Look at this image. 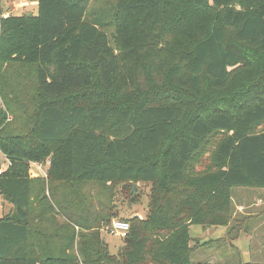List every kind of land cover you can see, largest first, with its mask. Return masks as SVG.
<instances>
[{
	"label": "trees",
	"instance_id": "obj_1",
	"mask_svg": "<svg viewBox=\"0 0 264 264\" xmlns=\"http://www.w3.org/2000/svg\"><path fill=\"white\" fill-rule=\"evenodd\" d=\"M27 1L35 15L0 20V195L12 206L0 264H191L190 226L226 227L231 189L264 190V0L130 2L161 45L129 87L83 0ZM115 17L117 44L128 18ZM173 35L186 44L175 65L161 59ZM46 161L36 176L30 164ZM128 182L150 184L147 212L120 218L129 230L112 254L101 236L118 216L101 188Z\"/></svg>",
	"mask_w": 264,
	"mask_h": 264
},
{
	"label": "rangeland",
	"instance_id": "obj_2",
	"mask_svg": "<svg viewBox=\"0 0 264 264\" xmlns=\"http://www.w3.org/2000/svg\"><path fill=\"white\" fill-rule=\"evenodd\" d=\"M83 1L86 5V18L89 20L100 18L106 25L104 29L110 36L111 46L120 57L121 73L124 78L128 77L125 82L127 87L137 84L149 70L150 64L156 60L155 55L161 45V42L148 36L146 25L139 22L142 14L135 9L126 7L130 2L139 0ZM0 9L2 12H8L14 16L37 13L36 2L27 0H0ZM118 11H121L122 18H128V21L125 30L119 34L116 44L112 42L113 28L109 26V23L116 20V17L112 18V15L114 12L118 14ZM167 17L168 14L165 18L167 19ZM164 47L161 59L165 53L171 64H180L182 51L186 47L182 35L169 36V42L165 43ZM127 89L131 91L133 88ZM145 91L148 92L147 89L139 90L140 93ZM5 163V158L0 152L2 172L7 169ZM43 168L46 169L47 166ZM30 169L34 174L38 173L33 166H30ZM133 185L135 188L131 193L130 189ZM149 189L150 184L147 183L128 182L123 187L121 183H115L101 188L100 199L106 198L108 193L111 195L112 212L118 216L113 220L129 217H137L142 220L147 212ZM88 192L95 195L98 192V187L92 184L88 185L84 189V194L86 195ZM229 197L230 220L226 227H210V230H207L197 225L190 226L191 264H264V190L235 188L230 190ZM135 200L137 203H131ZM97 201L94 199L93 204L97 203L98 205ZM10 211L11 205L0 195V218L6 216ZM60 219L63 218L60 216ZM107 228H104L101 237L106 242L110 253L117 254L123 246V237L111 235ZM224 229H226V233Z\"/></svg>",
	"mask_w": 264,
	"mask_h": 264
},
{
	"label": "built area",
	"instance_id": "obj_3",
	"mask_svg": "<svg viewBox=\"0 0 264 264\" xmlns=\"http://www.w3.org/2000/svg\"><path fill=\"white\" fill-rule=\"evenodd\" d=\"M10 16H14V15H10L8 12H2L0 9V20L1 19H6ZM34 165V167L40 171L42 177H46V169H44V166L49 165V161H46L45 163H32ZM5 167H9V163L6 161L5 163ZM2 173V170L0 169V174ZM108 232L111 235L117 236V237H125L126 233L129 230V223L123 220H113L111 222V225L107 228Z\"/></svg>",
	"mask_w": 264,
	"mask_h": 264
},
{
	"label": "crops",
	"instance_id": "obj_4",
	"mask_svg": "<svg viewBox=\"0 0 264 264\" xmlns=\"http://www.w3.org/2000/svg\"><path fill=\"white\" fill-rule=\"evenodd\" d=\"M36 6H37V3H36ZM4 158H5V157H4ZM5 162H6V159H5ZM30 166H33V167H34V165H33L32 163L30 164ZM47 168H48V167H47ZM47 168H46V170H47ZM36 170H37V169H36ZM37 171H38V173L36 174V176H40V175H39V174H41L40 171H39V170H37ZM41 177H42V176H41ZM9 205H10V204H9ZM11 207H12V206H11ZM211 229H212V228H211ZM214 229H215V228H214ZM207 230H210V229L207 228ZM225 230H226V229H224V232H225ZM225 233H226V232H225ZM241 236H242V235H241ZM239 237H240V236H239ZM242 237H244V236H242ZM245 237H246V236H245Z\"/></svg>",
	"mask_w": 264,
	"mask_h": 264
},
{
	"label": "water",
	"instance_id": "obj_5",
	"mask_svg": "<svg viewBox=\"0 0 264 264\" xmlns=\"http://www.w3.org/2000/svg\"><path fill=\"white\" fill-rule=\"evenodd\" d=\"M31 15V13H28L27 14V16H30ZM134 188H135V185H133V187H132V191H134ZM103 244H104V242H102Z\"/></svg>",
	"mask_w": 264,
	"mask_h": 264
}]
</instances>
